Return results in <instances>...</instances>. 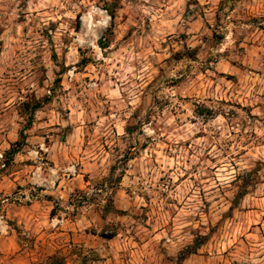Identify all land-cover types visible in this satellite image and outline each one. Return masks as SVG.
Here are the masks:
<instances>
[{
    "label": "rangeland",
    "instance_id": "rangeland-1",
    "mask_svg": "<svg viewBox=\"0 0 264 264\" xmlns=\"http://www.w3.org/2000/svg\"><path fill=\"white\" fill-rule=\"evenodd\" d=\"M0 264H264V0H0Z\"/></svg>",
    "mask_w": 264,
    "mask_h": 264
},
{
    "label": "trees",
    "instance_id": "trees-1",
    "mask_svg": "<svg viewBox=\"0 0 264 264\" xmlns=\"http://www.w3.org/2000/svg\"><path fill=\"white\" fill-rule=\"evenodd\" d=\"M36 108H38V107H36ZM28 124H30V123H28ZM21 136H22V135H21ZM15 147H16V148L12 150V153H16V152H18V145L16 144Z\"/></svg>",
    "mask_w": 264,
    "mask_h": 264
}]
</instances>
